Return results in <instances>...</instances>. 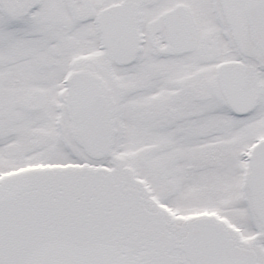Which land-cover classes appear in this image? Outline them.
Wrapping results in <instances>:
<instances>
[{"label": "snow or ice", "instance_id": "6c2138e0", "mask_svg": "<svg viewBox=\"0 0 264 264\" xmlns=\"http://www.w3.org/2000/svg\"><path fill=\"white\" fill-rule=\"evenodd\" d=\"M0 264H264V0H0Z\"/></svg>", "mask_w": 264, "mask_h": 264}]
</instances>
